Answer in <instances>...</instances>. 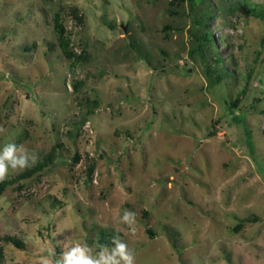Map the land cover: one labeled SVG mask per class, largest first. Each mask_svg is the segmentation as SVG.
<instances>
[{
    "label": "rangeland",
    "instance_id": "obj_1",
    "mask_svg": "<svg viewBox=\"0 0 264 264\" xmlns=\"http://www.w3.org/2000/svg\"><path fill=\"white\" fill-rule=\"evenodd\" d=\"M250 4L264 0H0V148L52 155L0 197V264L116 236L135 264H264V23ZM55 13L80 58L61 55ZM125 209L134 235L115 223Z\"/></svg>",
    "mask_w": 264,
    "mask_h": 264
},
{
    "label": "clouds",
    "instance_id": "obj_2",
    "mask_svg": "<svg viewBox=\"0 0 264 264\" xmlns=\"http://www.w3.org/2000/svg\"><path fill=\"white\" fill-rule=\"evenodd\" d=\"M5 129L0 126V133ZM35 153H29L23 145L7 143L0 148V183L4 182L10 171L24 170L37 163ZM115 223L123 226L130 235L137 231V214L125 209L122 214L116 213ZM121 229H117L119 232ZM51 244V242H49ZM114 247L98 244L90 247L85 242H74L73 238L67 239L62 244L59 255L55 247H50L48 255L41 256L39 264H135V252L129 248L125 240L116 236L112 240Z\"/></svg>",
    "mask_w": 264,
    "mask_h": 264
},
{
    "label": "trees",
    "instance_id": "obj_3",
    "mask_svg": "<svg viewBox=\"0 0 264 264\" xmlns=\"http://www.w3.org/2000/svg\"><path fill=\"white\" fill-rule=\"evenodd\" d=\"M174 1L182 2L183 0H174ZM203 1L204 0H189L191 10L193 11L197 6L202 4ZM245 2H246V0H245ZM170 4L173 5V1H171ZM244 10L248 16L257 18L264 23V4H260V5L250 4L249 7L244 8ZM72 14L77 21L81 22L82 19L80 16H77V10L76 9L72 10ZM201 25L207 26V20H205L202 17L195 24V28L197 29ZM53 32L56 36L57 45H58V48L60 50L61 55L67 60L76 57L75 53L70 48V41H69V38L66 36V31H65V28L61 22L59 13H55L53 16ZM198 40H199V46H198L199 50H201L206 45L210 46L211 40L209 38L208 32L203 33L200 37H198ZM261 42H262V44L264 43V34L261 38ZM76 58H80V57L77 56ZM220 61H221V59H219V58L215 60L216 63L220 62ZM207 73L209 75H211V72L209 69H207ZM221 79H222V75H217L215 77L216 83H218ZM75 88H76V86H75ZM237 101H238V97L235 99V101L230 102V103L229 102L226 103L228 112L233 113V110L236 107ZM93 104H96V101H93ZM91 113H92V111L89 110L88 114H91ZM51 162H52V155L49 154L46 158H44L43 160L36 163L32 168L28 169L27 171L16 176L14 179L5 180L4 182L0 183V197L3 195V193L6 191V189L8 187L18 183L22 179L31 178L34 174L41 171L43 168H45ZM3 241L6 244H12L13 246H15L18 249H23L22 242L19 241L15 237L5 236V237H3ZM2 250L3 249L0 247V262H1L2 257H3V251Z\"/></svg>",
    "mask_w": 264,
    "mask_h": 264
},
{
    "label": "water",
    "instance_id": "obj_4",
    "mask_svg": "<svg viewBox=\"0 0 264 264\" xmlns=\"http://www.w3.org/2000/svg\"><path fill=\"white\" fill-rule=\"evenodd\" d=\"M125 30V29H124Z\"/></svg>",
    "mask_w": 264,
    "mask_h": 264
}]
</instances>
